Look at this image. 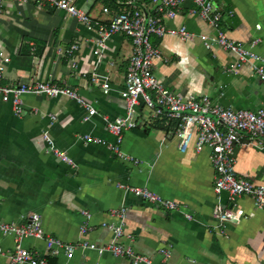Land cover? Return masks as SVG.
I'll return each mask as SVG.
<instances>
[{"label": "crops", "instance_id": "1", "mask_svg": "<svg viewBox=\"0 0 264 264\" xmlns=\"http://www.w3.org/2000/svg\"><path fill=\"white\" fill-rule=\"evenodd\" d=\"M130 4L152 9V0H76L77 7L91 18L107 22L116 10ZM187 1L177 17L166 26H185L194 35L191 42L165 36L151 38L161 53L153 73L171 93L182 98L208 96L213 103L234 111L256 112L264 104V82L244 65L229 72L235 57L214 48L206 51L198 39L209 29ZM107 8L109 14H104ZM220 13L219 27L225 35L264 59V0H215ZM259 26V30L256 29ZM98 36L86 31L61 11L35 3L8 2L0 13V54L8 57L2 83L15 85L51 81L69 87L90 103L96 114L83 122L84 111L66 97L23 96V113L16 117L12 106L0 99V219L24 225L38 214L44 232L66 244L80 240L82 211L91 215L88 232L83 236L94 245L112 240L107 225L114 223L110 210L125 207L124 232L133 237L137 254L159 261L157 252L172 247L169 264H264V208L256 209L251 199L238 197L228 201L213 191L214 171L209 151L195 153L192 147L180 154L171 121L157 119L141 105L135 116L136 127L124 133L121 151L129 162L118 160L103 146L82 141L88 134L112 143L104 119L124 116L119 92L131 55V43L122 35H113L105 43L101 59L93 56ZM72 45L79 49L73 57L65 55ZM75 60L76 69L69 62ZM106 78L110 91L103 94L101 83L91 82L92 74ZM52 117V118H51ZM168 130H167V129ZM47 132L54 146L66 152L73 166L59 161L42 139ZM238 178L256 185L264 184V149L244 136L234 149ZM146 187L171 199L192 215L184 219L182 211H164L115 187L116 184ZM238 207L245 219L214 230L213 208ZM126 242V241H125ZM18 242L0 234V248L13 251ZM20 247L46 257L45 243L23 239ZM49 264H131L127 259L77 248L70 258L61 254L46 257ZM0 264H10L0 257Z\"/></svg>", "mask_w": 264, "mask_h": 264}, {"label": "built area", "instance_id": "2", "mask_svg": "<svg viewBox=\"0 0 264 264\" xmlns=\"http://www.w3.org/2000/svg\"><path fill=\"white\" fill-rule=\"evenodd\" d=\"M187 1L193 5L188 11L189 15L200 18L209 29L208 34L197 36L204 49L212 51L214 48H219L233 55L235 63L231 65L229 72L235 74L241 67L247 65L264 82V59L250 50L260 42V39H253L249 48L229 39L219 27L221 16L215 8V0H152L151 10H144L138 5L130 4L127 10L110 15L107 22L91 18L77 7L76 0H0V13L4 4L8 2L22 4L33 2L37 11L44 6L61 11L86 31L97 34L98 38L94 42L92 52L97 61L101 59L105 43L111 36L126 37L131 43V55L124 75L123 87L119 92L124 105V116L114 121L104 119L106 131L113 137V142L106 143L88 134L81 135L79 138L86 143L106 147L118 160L129 162L130 157L121 151L120 145L124 133L135 129L137 108L143 105L152 112L155 118L176 123L174 137L178 142L177 148L180 154L187 152L190 147L197 154L204 149L209 151V160L214 171L213 191L218 197L224 194L228 201L246 197L252 200L256 209H262L264 208V184L256 185L236 176L233 152L244 136L264 149V104L256 112L234 111L213 103L208 96H202L199 99L182 98L171 93L153 73L154 63L161 59V53L151 43L152 37L161 39L170 36L185 42H191L194 38L185 26L171 28L165 24V21H171L177 17ZM102 11L104 14H109L107 8ZM259 28L256 26V29L259 30ZM78 49V45H72L65 51V55L73 57ZM8 62L9 58L0 54V99L3 103H9L12 106L16 117H21L23 113V96H45L52 99L66 97L84 111L83 122H88L96 114L94 107L80 97L76 90L55 82L3 84L5 64ZM69 66L71 69H76L74 58L69 62ZM92 77L91 82L101 83L103 94L108 95L110 85L107 79H99V76L94 73ZM42 139L59 161L73 166V161L68 154L54 146L47 132L42 134ZM115 187L164 211L178 212L184 209L175 201L166 199L146 187L118 183ZM109 213L115 219L114 223L107 225V229L112 233V240L101 246L94 245L83 238L88 232L87 224L91 219L87 211H82L84 219L79 228L81 238L75 245L66 244L47 235L38 214L31 215L24 225L6 223L0 219V234L13 236L18 242L13 251H4L0 248V257L6 258L10 264H49L47 256L57 257L63 254L70 258L74 251L80 248L95 251L98 256L109 254L114 258L127 259L131 264H169L172 255L171 246L158 250L159 261L157 263L137 254L132 247L133 237L124 232L127 209L122 206L110 210ZM182 214L187 221L192 220L190 213L182 211ZM212 218L216 224L214 230L222 232L227 224L240 222L246 217L238 207L222 206L218 202L213 208ZM23 239L42 240L45 243L46 257H39L21 248L19 243Z\"/></svg>", "mask_w": 264, "mask_h": 264}, {"label": "trees", "instance_id": "3", "mask_svg": "<svg viewBox=\"0 0 264 264\" xmlns=\"http://www.w3.org/2000/svg\"><path fill=\"white\" fill-rule=\"evenodd\" d=\"M116 12H120V10L118 9V10H116ZM170 123H172L171 125H170V128H172V129H174L175 130V128H176V123L175 122H170ZM167 129V128H166ZM168 130V129H167Z\"/></svg>", "mask_w": 264, "mask_h": 264}]
</instances>
